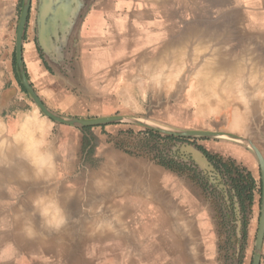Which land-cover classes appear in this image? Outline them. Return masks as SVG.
Listing matches in <instances>:
<instances>
[{
  "label": "crops",
  "instance_id": "0c3cea01",
  "mask_svg": "<svg viewBox=\"0 0 264 264\" xmlns=\"http://www.w3.org/2000/svg\"><path fill=\"white\" fill-rule=\"evenodd\" d=\"M19 2L0 0V135L18 145L0 161V264L221 262L216 211L201 187L202 194L190 189L196 180L184 182L185 174L117 147V139L134 140L122 123L91 128L96 142L85 158V132L42 115L20 88L12 60ZM37 2L31 0L23 31L24 72L45 106L69 117L134 115L147 102H196L190 57L196 40L225 45L229 10L241 31L264 33V0H68L77 10L73 29L62 18L41 44ZM170 49L184 53L181 72L153 79L148 65ZM26 129H36L35 149L44 157L31 158L33 164L25 153L15 157L24 151L18 133ZM168 149L180 160L174 143ZM235 155L242 160V150ZM192 166L197 177L205 174Z\"/></svg>",
  "mask_w": 264,
  "mask_h": 264
},
{
  "label": "rangeland",
  "instance_id": "374dc122",
  "mask_svg": "<svg viewBox=\"0 0 264 264\" xmlns=\"http://www.w3.org/2000/svg\"><path fill=\"white\" fill-rule=\"evenodd\" d=\"M22 1L23 0H20L17 7V12L15 13L16 26ZM229 20L233 21V24L229 25L226 44H222V46L220 45L218 48L214 47L213 44L212 48H216V53H218L216 55L219 59H227L229 62L232 60V58H235L239 62L241 61L244 67V71L242 70L241 73H243V75L245 74L241 81L244 83L246 80L247 87L245 86L244 89H246L245 94H247V99L249 100L248 102L240 101L237 97V94H235V92L232 93V88H230V93L228 94L225 92L222 86H220L217 89L218 96L213 106L215 109H205L200 111L198 110V106L200 103L202 104V102L200 101V97L196 91V88L192 87L191 89L194 90L193 94L195 95V98L198 99L196 102H147L140 104V111L136 112V114L124 115L138 117L149 123L158 124L160 126H166L169 128L180 130L216 131L247 138L250 139L260 149L264 156V95L259 93L260 91L257 89L259 87V83H257V81L252 78L249 80V82L254 81L257 83V85H254V82L249 84L247 77L249 76L248 72H250L248 68L250 63L253 64V62H257V64H259L261 67L260 69L263 67V69L258 73L259 76L257 78L261 79V75L264 74V33H261L259 38H257L255 37V34L252 37L251 32L241 31V29L238 28L240 21L239 17L237 16L236 12H231V10H229ZM194 51L195 50L192 49V53ZM178 52V55H181V50ZM177 53L175 56H177ZM192 53L190 52V55ZM182 55H184L183 52ZM181 56L180 59L183 58V56L182 58ZM192 56L193 55L190 57ZM200 58L202 59V55L199 57V61L201 60ZM12 60L16 72L15 51ZM181 61L183 62V59ZM165 67H167V64ZM229 74L230 73L226 71V75ZM17 79L18 83H20L18 76ZM172 88L173 90L177 91L180 89L176 87ZM26 94L28 95L27 92ZM78 118L93 117L86 115ZM237 118L238 120L236 121ZM116 123L126 124V138H134V140H136V143H133L134 140L133 142H130L123 139H117L114 141L117 147L131 155L147 158L148 160L160 164L164 168L174 171L180 175L185 174L186 179L184 182H187V177L196 180V183L199 186L196 185V187H190V189L192 191L195 189V191L198 193V191H201L199 189V187H201L205 195L210 198V201L213 204L212 207L216 211L214 226L216 228L217 238L219 239L217 255L218 258L221 257V262H217V264H251L260 214L261 194L259 193V181H261V178L257 160L251 150L247 147L246 143L225 137H176L163 134L155 130H150L146 127L127 121ZM105 125L108 124L97 126ZM97 126L79 127L85 132L83 141L85 158L92 154L96 142L89 131L91 128ZM87 127H89V129H86ZM85 139L89 141V145L87 146H85ZM171 143H174L175 146H177L178 153L176 154L178 158L184 162L183 164H174L167 159V156L171 155L168 149ZM184 143L193 145L197 147L202 153H204L200 148L202 147L210 154L220 157L222 161L233 162L237 168L250 172L256 183L255 188L253 189V198L251 204L248 205L247 201L243 202L241 200L240 195L233 184L235 174L230 170L221 168V165H219L216 161L210 160L207 155H205V153L204 155L206 156L209 164L212 165L213 170H209L207 168H201V170L205 172V174L207 173L209 177L212 176L211 179H213L217 184L214 186L215 188L209 187V185L206 183L207 179H204L200 175L201 171H198L200 177H197L196 172L192 171V164L194 165V162L190 153H186L185 151L181 150V145ZM15 145L18 146L17 144H13L10 139L0 135V161L5 158L12 157V154L15 153V151L12 150ZM236 149L242 150L243 161L240 159V157L235 155ZM22 153H24L22 150L19 152L16 151L15 157L24 158ZM171 156L175 157V155ZM25 157L28 156L26 155ZM183 158L186 159L182 160ZM188 158L192 160V163H188L186 161ZM161 161L170 165V167L172 166V168L161 164ZM211 161L221 169L222 174L220 173L219 169H216ZM195 166L198 168V165ZM208 194H210L212 198L208 196ZM85 217L91 218V216ZM47 220L49 221V219ZM263 241L260 250L259 264H264Z\"/></svg>",
  "mask_w": 264,
  "mask_h": 264
},
{
  "label": "water",
  "instance_id": "95a60500",
  "mask_svg": "<svg viewBox=\"0 0 264 264\" xmlns=\"http://www.w3.org/2000/svg\"><path fill=\"white\" fill-rule=\"evenodd\" d=\"M37 1H38L36 5L37 31L39 33L38 38L41 44H43L44 41L43 35L47 31H49L51 28H54L55 31L59 30L58 28V26L60 25L59 20L62 18H65V22H62V25H66L67 31L69 32L70 30L73 29L71 28V25H73V21L75 22V18L77 17V10L75 7L66 6L68 0H37ZM30 6H31V0L22 1L21 10L15 32V67L20 83L22 84V86L24 87V89L26 90V92L34 102V104L38 107V110L45 117L60 124L72 125L77 127L97 126V125L127 121L133 124L146 127L150 130H155L163 134L172 135L176 137H208V138L225 137L237 141H243L246 143L247 147L251 150L259 165L260 178L262 184L259 222H258L256 238L254 242V253L252 255V261H251V264H259L260 250L264 237V156L260 151V149L250 139L243 138L240 136H235L229 133L207 131V130H180L175 128H169L166 126H160L158 124L149 123L138 117L121 115V114L93 117V118L69 117V116H63L48 109L45 106V104L42 102L41 98L38 96L32 85L27 80L22 62L23 31L29 14ZM181 150L185 151L186 153H190L194 164L198 165L200 169L207 168L209 170H213L212 165L209 164L204 153H202L197 147L190 145L188 143H184L183 145H181Z\"/></svg>",
  "mask_w": 264,
  "mask_h": 264
},
{
  "label": "bare ground",
  "instance_id": "6f19581e",
  "mask_svg": "<svg viewBox=\"0 0 264 264\" xmlns=\"http://www.w3.org/2000/svg\"><path fill=\"white\" fill-rule=\"evenodd\" d=\"M156 1V0H155ZM155 3V2H154ZM219 36V35H218ZM182 37V36H181ZM199 38V37H198ZM202 38V36H201ZM222 38V37H221ZM184 39V37H183ZM210 39V38H209ZM216 39V38H215ZM185 40V39H184ZM190 40V39H188ZM205 40H208V39H205ZM192 41V40H191ZM209 41V40H208ZM205 42L204 41V37H203V40L199 38V40L197 39L196 42L194 43V49L195 50L193 53L191 51V55H193L191 58L193 60V62L196 64V67H195V70L192 72L191 74V78L195 80V88H196V91L197 93L199 94V97H200V101L202 102V104L200 103L199 106H198V110H205V109H211L213 110V106L217 100V89L218 87L222 86V88L225 90V92H227L228 94L230 93V88H232V93L235 92V94H237V97L240 101H245V102H248L249 100L247 99V94H245V90L244 87L246 85V80H245V84L242 83V78H244L245 74L243 75V73H241V71L243 70L244 71V67H243V64L241 63V61L239 62L238 60H236L235 58H232L231 61L228 62L227 59H219L217 58V55L218 53H216V48L213 49V48H209V43ZM183 42V41H182ZM172 42H170L171 44ZM185 43V42H184ZM190 43V42H189ZM221 43V42H220ZM178 44V43H176ZM175 44V45H176ZM165 45V44H164ZM174 45V47H175ZM184 45V44H183ZM190 45V44H189ZM192 47H193V44H191ZM190 45V46H191ZM220 45V44H219ZM173 46V45H172ZM224 46V45H223ZM174 47H172V49H174ZM183 47V46H182ZM216 47V46H215ZM163 48V47H162ZM209 48V49H207ZM165 49V48H164ZM160 50V49H159ZM169 50V49H168ZM179 49L177 50H172L170 49L169 52H162L161 55H164V59L161 60V59H157L155 60L153 63L149 64L148 66L150 67L149 70L151 72H149V74L151 73L152 76H153V79H155L157 77V80L159 75L162 73V71L164 72V76L165 77H169V78H173V77H176L180 71H181V68L183 66V62L181 61L183 58L182 56L184 57V55H182V51H181V55H178L179 54ZM186 51V50H185ZM184 51V52H185ZM177 53V56L176 53ZM158 53V51H157ZM160 53H158L159 55ZM157 55V57H158ZM202 55V59L199 61V57H201ZM146 56V55H145ZM179 56V57H178ZM180 56L182 59H180ZM248 56V55H247ZM155 57V56H154ZM178 57V58H177ZM221 57V56H220ZM242 59H244L243 57H241ZM247 58V57H246ZM231 59V58H230ZM235 59V60H234ZM257 60V59H256ZM151 61V59H150ZM249 61V59H248ZM252 61V60H251ZM199 62V63H198ZM244 63V62H243ZM248 63V62H247ZM167 64V67H165V65ZM248 65V64H247ZM143 66H147V65H143ZM264 66V65H263ZM145 68V67H144ZM260 65L257 64V62H253L250 63V66H249V70L250 72H248L249 76L248 77V83L249 84H252L253 82H249V80H251L252 78L255 79V81H257V83H259V87L257 89H259V93H261L262 95H264V74H262L261 76V79H258L257 77L259 76L258 73L260 72V70L263 69H260ZM147 69V67H146ZM193 69V68H192ZM191 69V70H192ZM145 70V69H144ZM246 70V69H245ZM226 71L229 72L230 74L229 75H226ZM145 72V71H144ZM262 73V71H261ZM260 73V74H261ZM264 73V72H263ZM247 74V73H246ZM137 75V74H136ZM140 75V74H139ZM135 76V75H134ZM135 78H137L135 76ZM151 78V77H150ZM131 79H132V76H131ZM129 78V80H131ZM253 79V80H254ZM133 82H134V78L132 79ZM136 81L139 80V78L135 79ZM223 80V82H222ZM135 81V82H136ZM145 81V80H144ZM163 82V81H162ZM256 82H254L253 84L254 85H257ZM141 84V83H140ZM138 84V85H140ZM161 84V83H160ZM126 86V85H125ZM131 86V85H129ZM127 87V86H126ZM261 88V89H260ZM256 89V90H257ZM126 90V89H125ZM231 93V94H232ZM128 94V93H127ZM230 94V95H231ZM130 95V94H128ZM233 95V94H232ZM228 96V95H227ZM133 98V97H132ZM262 102V101H261ZM208 105V106H207ZM37 107V106H36ZM38 108V107H37ZM215 109V108H214ZM37 110V109H36ZM171 112V111H170ZM28 116V115H27ZM29 117V116H28ZM36 119V118H35ZM238 120V118L236 119V121ZM1 121V120H0ZM22 122V121H21ZM26 122V120H25ZM237 124V123H236ZM31 128V127H30ZM233 128V127H232ZM236 129V128H235ZM21 130V129H20ZM34 131H31L30 132V129H26V131H21L18 133L19 137L21 139H23L25 141V144H24V153L26 155H29L30 156V159H27V161L31 162L32 163V160H34L35 162V159H38L40 156H39V153H38V149L36 150L35 148V143H36V139L34 138L33 134L32 133H35V130L36 129H33ZM43 130V129H42ZM40 131V130H39ZM42 132V131H41ZM42 140V139H41ZM39 146V145H38ZM44 152V151H43ZM42 152V153H43ZM25 155V156H26ZM43 156V155H42ZM42 156L40 157L39 160L43 159ZM49 158V154L48 155H45ZM15 158V157H14ZM25 158V157H24ZM32 158V160H31ZM25 160V159H24ZM49 160V159H48ZM28 162V164H29ZM33 162V163H34ZM49 162V161H47ZM29 164V165H32V164ZM9 167V166H8ZM34 167V165H33ZM1 169V168H0ZM8 169V168H7ZM37 169V168H36ZM5 170V169H4ZM14 171V170H13ZM16 171V169H15ZM18 171V170H17ZM19 172V171H18ZM2 173H0L1 175ZM17 174V172H16ZM19 175V173H18ZM21 175V174H20ZM23 176V175H22ZM0 180H3V179H0ZM1 184V183H0ZM112 188V187H111ZM109 193V192H108ZM111 195V194H110ZM53 201V200H52ZM101 202V201H100ZM54 205V203H53ZM56 205V204H55ZM54 205V206H55ZM57 206V205H56ZM50 208V207H49ZM59 218V216H58ZM60 219V218H59ZM33 220V219H32ZM33 222V221H32ZM49 222V221H48ZM97 222V221H96ZM29 223V222H28ZM111 223V222H110ZM57 224V222H56ZM55 224V225H56ZM32 225V223H31ZM174 225V224H173ZM31 227V226H29ZM33 227H34V224H33ZM68 227V226H67ZM30 229V228H29ZM58 230V229H57ZM37 232V231H36ZM38 233V232H37ZM43 236V235H42ZM41 237V236H40Z\"/></svg>",
  "mask_w": 264,
  "mask_h": 264
},
{
  "label": "trees",
  "instance_id": "16d2710c",
  "mask_svg": "<svg viewBox=\"0 0 264 264\" xmlns=\"http://www.w3.org/2000/svg\"><path fill=\"white\" fill-rule=\"evenodd\" d=\"M20 86H21L22 90L26 93V90L24 89V87L21 84H20ZM86 129H89V127H87ZM87 145H89V141L87 139H85V146H87ZM200 148L203 150L205 155H207V157L210 160L216 161L219 165H221V168H223L225 170H230L235 174V177L233 179V184H234L238 194L240 195L241 200L243 202L247 201L248 205H250L252 202V198H253V189L255 188V184H256L251 173L248 171H244L242 169L237 168L233 162L222 161V159L220 157H217L215 155L210 154L207 150H205L202 147H200ZM160 163L163 165H167L169 168H172V166L170 167V165L164 163L163 161H161ZM259 193L261 194V181H259Z\"/></svg>",
  "mask_w": 264,
  "mask_h": 264
},
{
  "label": "flooded vegetation",
  "instance_id": "af4514ba",
  "mask_svg": "<svg viewBox=\"0 0 264 264\" xmlns=\"http://www.w3.org/2000/svg\"><path fill=\"white\" fill-rule=\"evenodd\" d=\"M167 159L169 160V161H171L172 163H174V164H183L184 162L183 161H181V160H179V159H176L174 156H167ZM212 162V161H211ZM213 163V162H212ZM214 164V163H213ZM214 166L216 167V169H219L220 170V173H221V169L220 168H218L217 166H216V164H214ZM222 174V173H221ZM204 179L206 178L207 180V184L209 185V187H214L217 183L213 180V179H211V177L212 176H208L207 175V173L206 174H204V175H202V174H200ZM198 177H200V176H198ZM204 179H203V181H204ZM205 182V181H204ZM215 188V187H214Z\"/></svg>",
  "mask_w": 264,
  "mask_h": 264
}]
</instances>
